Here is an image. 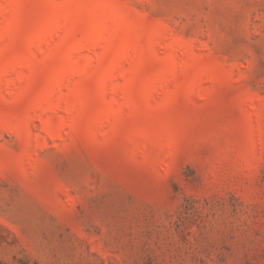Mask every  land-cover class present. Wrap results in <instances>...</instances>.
I'll use <instances>...</instances> for the list:
<instances>
[{"label": "rangeland", "instance_id": "374dc122", "mask_svg": "<svg viewBox=\"0 0 264 264\" xmlns=\"http://www.w3.org/2000/svg\"><path fill=\"white\" fill-rule=\"evenodd\" d=\"M0 264H264V0H0Z\"/></svg>", "mask_w": 264, "mask_h": 264}]
</instances>
